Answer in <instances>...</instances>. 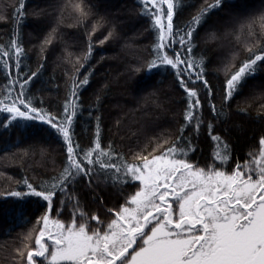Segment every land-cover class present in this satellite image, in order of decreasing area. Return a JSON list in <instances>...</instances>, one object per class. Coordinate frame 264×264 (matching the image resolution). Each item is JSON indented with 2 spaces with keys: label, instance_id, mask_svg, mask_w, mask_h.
<instances>
[{
  "label": "snow or ice",
  "instance_id": "obj_1",
  "mask_svg": "<svg viewBox=\"0 0 264 264\" xmlns=\"http://www.w3.org/2000/svg\"><path fill=\"white\" fill-rule=\"evenodd\" d=\"M179 2L138 0V15L149 21L147 30L155 35L154 55L147 61V70L151 74L155 69L170 70L174 85L184 94L185 108L183 124L174 139L154 138L152 151L145 155L146 148L141 149L131 161L111 141L104 145L100 116L96 117L89 145L76 139L80 89L90 83L91 75L90 71L80 79V68L94 55L92 33L108 29L100 44L115 37L114 22L107 14L101 15L96 4L91 0H66L55 25L41 41L43 53L54 42L66 8H71L77 25L87 28L92 23L83 63L70 78L68 91L55 111L45 107L42 99L38 105L35 96L29 95L39 69L31 75L20 70L26 55L22 39L13 35L0 44V70L5 71L8 81L0 88V113L7 115V123L0 122V128L8 130L20 121L47 125L44 130L55 134L66 155L62 167L49 177L50 182L34 185L25 179L22 183L26 191L4 194L18 200L34 197L46 203L45 212L37 219L38 232L30 231L23 237V247L16 249L17 256L26 254L27 264H264V136L258 149L253 147L248 158L243 163L236 160L233 167L230 145L221 135L213 134L216 125L211 121L207 122L208 136L214 144L211 162L193 160V136L184 135L190 130L199 137L205 125V103L213 119H227L225 108H230L231 100L264 66V12L236 20L223 33L213 30L206 34L211 40L234 36L237 44L246 34L255 41H245L223 64L218 108L214 103L216 91L206 78L207 58L203 53L197 58L194 53L199 29L213 11L224 7L226 0L186 5L194 10L178 24ZM13 7L12 19L18 27L25 19L26 0ZM6 11L7 6H0V21H6ZM43 11L36 15L42 16ZM241 52L246 54L243 59ZM13 62L15 75L11 72ZM43 62L41 56L40 67ZM252 98L264 100V91ZM100 99L98 94L97 103ZM78 184L99 205L96 213L89 215L82 210ZM109 184L115 189L110 207L105 206L98 191L101 185L107 188ZM57 200L62 208L54 218L51 214L57 211ZM68 207L72 208V218L61 220L59 216Z\"/></svg>",
  "mask_w": 264,
  "mask_h": 264
},
{
  "label": "trees",
  "instance_id": "obj_2",
  "mask_svg": "<svg viewBox=\"0 0 264 264\" xmlns=\"http://www.w3.org/2000/svg\"><path fill=\"white\" fill-rule=\"evenodd\" d=\"M19 2L0 0V6H7V19L0 21V44L7 43L13 35L22 39L26 55L22 58L20 70L31 75L32 71L39 69V75L30 85L29 95L35 96L38 105L42 99L45 107L55 111L63 102L70 78L83 63L92 23L89 22L87 28L77 25L71 8H66L54 42L41 53V41L55 25L66 0H26L25 19L17 27L12 17L13 6L18 7ZM75 2L72 0V3ZM91 2L97 5L96 10L101 15H108L116 29L115 37L104 44H100V41L108 35V29L92 33L94 55L84 68H80V79L90 71L91 75L90 83L80 89L81 111L75 120L76 139L82 145H89L96 127V117L100 116L104 145L111 141L131 161L133 154L141 149L146 148L145 155L151 152L155 146L151 143L154 138L174 139L179 134L178 130L183 124L184 94L174 85L170 70L155 69L154 74L147 70V61L154 55L152 45L155 35L147 30L149 21L138 15L141 7L138 0ZM193 2L199 6L203 0H180L176 16L178 24L189 18L194 9L186 5ZM41 10H44L43 15L37 16L36 13ZM260 12H264V0H226L224 7L213 11L207 23L199 29L194 55L199 58L203 53L207 58L206 78L216 91L214 103L218 108L222 100L220 84L224 80L223 64L230 59L231 52L242 47L245 41H255L246 34L239 44L234 36L211 40L206 34L213 30L223 33L233 27L236 20L259 15ZM256 31L259 38V28ZM245 55L241 52L240 58H245ZM41 56L44 57L43 67H40ZM11 72L15 75V62ZM5 75V71L0 70V88L8 82ZM261 91H264V66L258 69L255 78L247 81L242 93L231 100L230 108H225L227 119L222 122L213 119L205 103V125L199 137L190 130L184 133L185 136H193L195 152L192 159L211 162L214 144L208 136L209 121L216 125L213 134L221 135L229 143L233 167L236 160L243 163L253 147L258 149L259 139L264 136V100L252 97L254 94L259 96ZM98 94L101 97L99 103L96 100ZM0 122L7 123L6 114L0 113ZM47 127L38 122L20 121L8 130L0 128V264H24L25 257L17 256L16 249L23 247V237L30 231L34 234L38 232L40 226L37 219L46 210V203L34 197L18 200L4 194L26 191L22 183L25 179L34 185L50 182L49 177L62 167L66 159L62 142L54 133L45 131ZM77 191L80 193L82 210L89 215L96 213L99 205L93 202L91 193L82 184L77 185ZM98 191L106 202L105 206L110 207L115 201V189L109 184L107 188L101 185ZM61 208L57 200V211L51 215L55 218ZM71 213V207L63 209V215L59 218L70 220ZM24 251L26 253L27 250Z\"/></svg>",
  "mask_w": 264,
  "mask_h": 264
},
{
  "label": "rangeland",
  "instance_id": "obj_3",
  "mask_svg": "<svg viewBox=\"0 0 264 264\" xmlns=\"http://www.w3.org/2000/svg\"><path fill=\"white\" fill-rule=\"evenodd\" d=\"M37 259H39V258H37ZM24 264H27L26 256H25V261H24Z\"/></svg>",
  "mask_w": 264,
  "mask_h": 264
}]
</instances>
